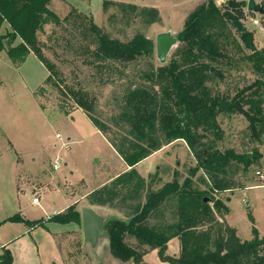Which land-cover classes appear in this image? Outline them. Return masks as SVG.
I'll return each instance as SVG.
<instances>
[{
    "label": "rangeland",
    "instance_id": "374dc122",
    "mask_svg": "<svg viewBox=\"0 0 264 264\" xmlns=\"http://www.w3.org/2000/svg\"><path fill=\"white\" fill-rule=\"evenodd\" d=\"M213 1L221 10L225 8L226 0ZM240 1L247 5L248 0ZM207 2L51 0L48 8L61 22L49 23L38 37L43 55L56 66L59 77L55 78L58 87L45 86L43 91L36 89L43 85L47 71L33 54H29L25 62L16 67L5 50L0 52V243L9 241L4 246L11 253V264H62L53 239L55 233L66 264H122L110 255L103 240L98 251L92 249L83 238L81 222L65 225L45 223L46 229L36 228L31 234L26 233L27 227L23 224L2 222L15 214L28 221L47 220L66 212L78 198L79 203L73 206L79 213L83 208L97 207L94 211L106 220L115 215L108 209L120 211L121 215L116 216L119 220L125 221L132 216L130 206L145 201L146 187L137 196L133 193L135 199L126 198L129 186H125L110 204L100 206L89 201V196L103 183L117 173H123L125 165L84 114H71L73 110L66 114L74 106L68 89L84 91L94 100L95 117L111 127L109 135L114 137L122 130L117 129L111 120L120 112L125 89L132 85L148 84L142 74L148 70L150 60L139 59L122 64L96 61L92 56L95 42L88 30V20L111 39L127 42L134 35L142 34L155 43L157 35L161 33L175 37L182 30L188 15ZM255 2L261 5L264 0ZM118 4L135 5L137 11L121 8ZM141 8H156L159 22L145 25L138 15ZM246 12L245 7L241 22L246 30L253 33L255 47L261 49L264 47V19ZM251 19H257L260 26L252 25ZM229 29L238 38L235 30ZM17 41L18 38L12 45L15 46ZM9 43L10 40H5V47ZM177 47L178 43L171 47L166 62ZM235 60L232 63L237 62L236 69L219 67L225 75L223 79H214L210 84L213 94L232 97L257 78L237 56ZM152 62L154 68L161 66L156 55ZM218 122L224 133L223 140L218 143L220 151L232 149L237 153H246L257 148L261 155L246 174L242 172V165H235L229 177L235 183L247 186L264 182V179L255 176L256 171H264V140L258 147L249 142L247 122L241 115L221 114ZM56 135H60L62 140L59 141ZM55 161H58L57 170L53 169ZM195 166L196 161L185 143L175 141L133 170L151 191H156L174 180L182 183L188 177L189 169ZM201 177V171H198L191 178L193 188L205 190L206 186L199 184ZM228 196L230 193H223L221 198L226 200ZM33 198L39 200L37 205L32 204ZM228 206L231 213L227 223L241 240L252 239V225L257 229L258 237H264V188L237 191ZM169 217L166 212V220ZM160 221V218H152L149 222ZM103 234L102 231L99 238ZM178 254V239L173 238L167 246L166 255L178 257ZM143 262L167 264L160 261L156 251L149 252Z\"/></svg>",
    "mask_w": 264,
    "mask_h": 264
},
{
    "label": "trees",
    "instance_id": "16d2710c",
    "mask_svg": "<svg viewBox=\"0 0 264 264\" xmlns=\"http://www.w3.org/2000/svg\"><path fill=\"white\" fill-rule=\"evenodd\" d=\"M50 2L0 0V31L4 24L8 26L6 33L0 34V52L5 50L16 67H20L29 54L38 59L48 73L43 85L36 89L39 91L45 86L58 87L55 78L59 77V72L43 55L38 37L49 23L61 22L48 8ZM118 5L137 11L135 5ZM261 6L264 9V2ZM245 7L246 3L240 0H226L222 10L213 0L199 5L175 36L178 47L173 56L156 68L152 62L156 55L155 43L151 39L142 34L134 35L127 42L111 39L88 20V30L95 42L92 56L96 61L122 64L150 60L148 70L142 74L148 84L125 89L120 112L111 120L117 129L122 130L114 137L109 135L111 127L95 117L94 100L84 91L68 89L74 106L66 114L71 110H82L123 163L131 168L115 178L110 186L95 190L89 196L91 204H110L125 186H129L126 198L135 199L133 193L137 196L146 187L144 203L130 206L132 216L128 220L111 218L102 228L110 255L122 264H145L144 256L154 250L160 261L168 264H264V237H258L254 225L251 227L252 239L242 241L233 228L213 222L214 214L229 213L221 198L223 193L231 195L251 187L235 183L229 177L233 167L242 165V172L246 174L261 157L257 148L246 153L232 149L220 151L218 143L223 140L224 133L218 116L241 115L247 122L249 142L258 147L264 140V47H255L253 33L241 22ZM138 15L145 25L160 20L156 8H141ZM229 27L235 30L238 38ZM17 38L20 42L13 46L12 42ZM5 40H10L7 47ZM236 56L257 78L232 97L213 94L210 84L225 75L219 67L236 69L237 62L232 63ZM175 141L185 143L196 166L189 169V175L182 183L174 180L151 191L133 168ZM249 153L251 158L247 156ZM198 171L202 175L199 184H204L205 190L192 187L191 178ZM205 198L210 200L209 203H204ZM166 212L170 221L165 218ZM152 218L161 221L150 224ZM249 219L253 224L250 214ZM80 222V213L70 206L66 212L47 220L28 221L15 214L2 223H20L32 230L46 229L45 223ZM173 238L179 241L178 257L166 255L167 244ZM129 240L134 244L128 243ZM11 263V253L2 249L0 264Z\"/></svg>",
    "mask_w": 264,
    "mask_h": 264
},
{
    "label": "water",
    "instance_id": "95a60500",
    "mask_svg": "<svg viewBox=\"0 0 264 264\" xmlns=\"http://www.w3.org/2000/svg\"><path fill=\"white\" fill-rule=\"evenodd\" d=\"M246 10L249 13H254L264 17V9L255 0H248ZM177 42L176 38L169 33H161L157 35L155 41L156 58L160 65L166 62L167 55L171 47ZM251 158V154L247 155ZM204 203H209V199L205 198ZM81 225L84 240L89 243L92 249H95L100 241L99 235L102 232L104 223L107 221L104 217L97 214L92 208H83L80 212Z\"/></svg>",
    "mask_w": 264,
    "mask_h": 264
},
{
    "label": "crops",
    "instance_id": "0c3cea01",
    "mask_svg": "<svg viewBox=\"0 0 264 264\" xmlns=\"http://www.w3.org/2000/svg\"><path fill=\"white\" fill-rule=\"evenodd\" d=\"M50 4V3H49ZM49 6V5H48ZM8 30V26H7V24H4L3 26H2V28H1V31H0V34L2 35V34H5L6 33V31ZM20 42V40L18 39V41H17V44ZM16 44V45H17ZM47 75H48V73L46 74V77H47ZM76 112H80L81 114H84L83 113V111L82 110H80V109H75V110H73V112L71 113V114H74V113H76ZM85 115V114H84ZM86 116V115H85ZM93 126V125H92ZM94 127V126H93ZM95 128V127H94ZM96 129V128H95ZM97 130V129H96ZM98 131V130H97ZM98 133H100L99 131H98ZM100 135L105 139V137L100 133ZM106 140V139H105ZM107 141V140H106ZM107 143H108V141H107ZM109 144V143H108ZM110 145V144H109ZM111 146V145H110ZM166 147V146H165ZM165 147H163L162 149H164ZM113 149V148H112ZM161 149V150H162ZM114 150V149H113ZM160 151V150H159ZM159 151H157V152H159ZM157 152H155V153H153L152 155H154V154H156ZM116 153V152H115ZM117 154V153H116ZM152 155H150L148 158H146V159H144V160H147V159H149ZM120 158V157H119ZM121 159V158H120ZM143 160V161H144ZM143 161H141V162H143ZM123 162V161H122ZM140 162V163H141ZM139 164V163H138ZM137 164V165H138ZM125 165V164H124ZM136 165V166H137ZM131 168H129V167H127L126 165H125V169H124V171H123V173H117L114 177H111L108 181H106L105 183H103L98 189H100V188H102V187H104V186H107V185H109V183H111L115 178H117L119 175H122V174H124V173H126V172H128L129 170H130ZM261 171V170H260ZM261 172H263V171H261ZM260 184V185H259ZM259 184H257V185H254V186H251V187H249V188H245V189H243V190H241V191H246V190H251V189H255V188H257V187H260V188H264V182H262V183H259ZM233 197V194H231L230 196H228L227 198H226V200H224V204L227 206V208L229 209V213L228 214H226V215H216V214H214V219H213V222H218V223H221V224H225V225H227V226H229L230 228H233V227H231L230 225H229V223H227V219H228V217H229V215H230V213H231V210H230V208H229V206H228V204L231 202V198ZM76 200H78L76 203H75V201H73L71 204H73V205H75V204H77V203H79V198L78 199H76ZM39 203V202H38ZM142 203H144V202H142ZM72 205V206H73ZM94 208H97V207H94ZM94 208H93V210H94ZM103 209H106V208H103ZM108 211H110L111 213H113V214H115L114 216L113 215H111L110 216V218H117L116 216L117 215H121V212L120 211H118V210H114V209H108ZM95 212H96V210H95ZM104 213H103V210H102V215H103ZM104 216H106V215H104ZM23 217V216H22ZM24 218V217H23ZM122 220V219H121ZM126 221V220H125ZM211 223H212V221H211ZM234 229V228H233ZM37 229H32V230H29L28 228H26V233H32V232H34V231H36ZM235 230V229H234ZM56 233L55 234H53V239L55 240V244H56V247H57V249H58V252H59V254H60V256H61V263L62 264H66L65 263V258L61 255V251H60V249L59 248H61V246H59V243H58V241H56ZM237 235V234H236ZM103 240V241H102ZM101 241L104 243L103 245H104V247L108 250V240H107V238H106V235L105 234H103V236L100 238V241H99V244L95 247V251H98V247H99V245L101 244ZM173 241V239H171L169 242H168V244H167V246L169 245V244H171V242ZM243 241V240H242ZM9 242V241H8ZM8 242H6V243H0V252H2V249H6L7 248V246H4L5 244H7ZM178 243H179V241H178ZM8 249V248H7ZM155 251V250H154ZM108 252H109V250H108ZM149 252H151V251H149ZM148 252V253H149ZM147 253V254H148ZM146 254V255H147ZM145 255V256H146ZM179 255V254H178ZM144 256V257H145ZM129 263H131V262H129ZM129 263H126V264H129ZM168 264V263H167Z\"/></svg>",
    "mask_w": 264,
    "mask_h": 264
},
{
    "label": "built area",
    "instance_id": "2783aa9c",
    "mask_svg": "<svg viewBox=\"0 0 264 264\" xmlns=\"http://www.w3.org/2000/svg\"><path fill=\"white\" fill-rule=\"evenodd\" d=\"M251 23H252V25H254V26H260L259 21H258L257 19H251ZM56 137H57V139H58L59 141L62 140L60 135H56ZM53 169H54V170H57V169H58V161H55V164H54V166H53ZM255 176H256L258 179L263 180V179H264V171H263V172H261V171H256V172H255ZM38 202H39V200H38L37 198H33V199H32V204L37 205Z\"/></svg>",
    "mask_w": 264,
    "mask_h": 264
}]
</instances>
